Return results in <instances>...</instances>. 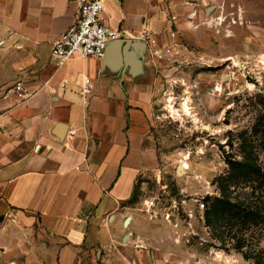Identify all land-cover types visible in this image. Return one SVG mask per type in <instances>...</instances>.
I'll return each instance as SVG.
<instances>
[{
  "label": "crops",
  "instance_id": "1",
  "mask_svg": "<svg viewBox=\"0 0 264 264\" xmlns=\"http://www.w3.org/2000/svg\"><path fill=\"white\" fill-rule=\"evenodd\" d=\"M226 1L106 0L103 20L120 39L102 60L58 66L52 46L78 19L80 0H0V260H158L159 221L132 205L138 178L158 160L155 55L141 36L158 37L164 56L193 50Z\"/></svg>",
  "mask_w": 264,
  "mask_h": 264
},
{
  "label": "rangeland",
  "instance_id": "2",
  "mask_svg": "<svg viewBox=\"0 0 264 264\" xmlns=\"http://www.w3.org/2000/svg\"><path fill=\"white\" fill-rule=\"evenodd\" d=\"M205 31L193 50L155 55L150 114L158 160L138 178L132 205L159 221L151 264H264V226H229L222 211L211 212L215 198L228 194L255 200L257 182L227 189L229 161L264 172V0H227ZM9 260L0 264L30 259Z\"/></svg>",
  "mask_w": 264,
  "mask_h": 264
},
{
  "label": "built area",
  "instance_id": "3",
  "mask_svg": "<svg viewBox=\"0 0 264 264\" xmlns=\"http://www.w3.org/2000/svg\"><path fill=\"white\" fill-rule=\"evenodd\" d=\"M105 2L106 0H80L78 19L52 46V56L58 66L76 56L102 60L108 45L120 39V33L110 28L103 20ZM141 38L151 48L153 55H159L158 37L145 32ZM92 92L93 85L88 79L82 86L81 94L87 98Z\"/></svg>",
  "mask_w": 264,
  "mask_h": 264
},
{
  "label": "trees",
  "instance_id": "4",
  "mask_svg": "<svg viewBox=\"0 0 264 264\" xmlns=\"http://www.w3.org/2000/svg\"><path fill=\"white\" fill-rule=\"evenodd\" d=\"M228 164L232 172L227 179V189H230L233 185L241 186L257 182L259 188L256 187L252 190V196L255 197V200L251 201L250 199L241 203L233 201L228 194L223 198H215L211 212L214 211L220 215L216 208L222 211L223 220L229 226L240 225L242 228L264 226V172L262 168L250 162L229 161ZM258 189H260V192H258Z\"/></svg>",
  "mask_w": 264,
  "mask_h": 264
},
{
  "label": "bare ground",
  "instance_id": "5",
  "mask_svg": "<svg viewBox=\"0 0 264 264\" xmlns=\"http://www.w3.org/2000/svg\"><path fill=\"white\" fill-rule=\"evenodd\" d=\"M171 108L174 110V112H176L175 111V109H174V107L171 105ZM184 110L187 112V113H189V111H190V109H189V106H188V104H184ZM188 168V165L187 164H184V165H182L181 166V173H183L186 169Z\"/></svg>",
  "mask_w": 264,
  "mask_h": 264
},
{
  "label": "water",
  "instance_id": "6",
  "mask_svg": "<svg viewBox=\"0 0 264 264\" xmlns=\"http://www.w3.org/2000/svg\"><path fill=\"white\" fill-rule=\"evenodd\" d=\"M210 10H212V9H210ZM60 128H61V131H62L60 133H64L65 127L64 126H60ZM178 172H179V174H183V173H181V166L178 168Z\"/></svg>",
  "mask_w": 264,
  "mask_h": 264
}]
</instances>
